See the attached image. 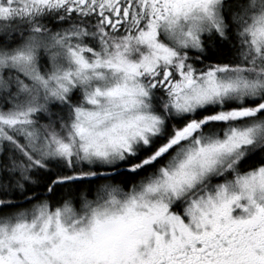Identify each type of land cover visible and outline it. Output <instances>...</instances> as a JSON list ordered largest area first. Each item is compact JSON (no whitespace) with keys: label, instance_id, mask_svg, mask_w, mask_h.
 Segmentation results:
<instances>
[{"label":"snow or ice","instance_id":"snow-or-ice-1","mask_svg":"<svg viewBox=\"0 0 264 264\" xmlns=\"http://www.w3.org/2000/svg\"><path fill=\"white\" fill-rule=\"evenodd\" d=\"M0 264H264V0H0Z\"/></svg>","mask_w":264,"mask_h":264}]
</instances>
